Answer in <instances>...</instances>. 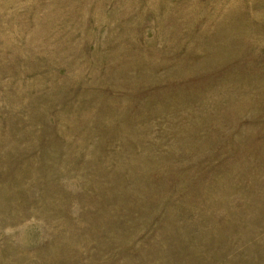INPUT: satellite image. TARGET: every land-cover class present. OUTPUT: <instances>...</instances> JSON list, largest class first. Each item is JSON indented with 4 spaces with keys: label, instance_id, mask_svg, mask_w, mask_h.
I'll use <instances>...</instances> for the list:
<instances>
[{
    "label": "rangeland",
    "instance_id": "rangeland-1",
    "mask_svg": "<svg viewBox=\"0 0 264 264\" xmlns=\"http://www.w3.org/2000/svg\"><path fill=\"white\" fill-rule=\"evenodd\" d=\"M0 264H264V0H0Z\"/></svg>",
    "mask_w": 264,
    "mask_h": 264
}]
</instances>
